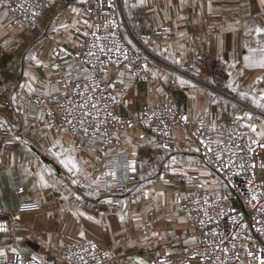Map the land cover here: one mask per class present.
<instances>
[{
    "label": "crops",
    "instance_id": "0c3cea01",
    "mask_svg": "<svg viewBox=\"0 0 264 264\" xmlns=\"http://www.w3.org/2000/svg\"><path fill=\"white\" fill-rule=\"evenodd\" d=\"M86 1L57 0L43 14L44 27L54 30L55 38L66 47L76 45L87 29ZM118 1L131 34L139 36L152 53L162 55L152 64L148 83L105 77L122 87L118 91L122 113L151 105L170 89L188 118L208 115L214 127L220 125L217 112L231 114L235 100L264 113V68L248 66L244 59L259 62L264 56V32L255 31L264 28L260 0ZM51 48V40L11 23L5 0H0V216L14 215L13 233L0 234V264L15 254L63 264L62 245L83 239L109 249L106 264H137L138 260L149 264L152 256L178 251L188 240L189 229L183 218L175 216L176 191L192 173L210 176L196 165L179 162L180 153L196 149L195 142L175 128V145L164 149L133 128L125 140L133 171L123 184L103 188L109 173L119 172L111 148L75 147L66 132L28 131L33 117L19 101L17 88L51 91L43 68L51 61ZM214 60L232 66L225 80L204 70ZM174 68L182 72L177 78ZM207 78L220 83V89L207 83ZM260 129L264 132L263 123ZM215 182L214 190H224L217 180L206 185ZM19 187L23 195L16 192ZM24 198L34 204L22 207Z\"/></svg>",
    "mask_w": 264,
    "mask_h": 264
},
{
    "label": "built area",
    "instance_id": "2783aa9c",
    "mask_svg": "<svg viewBox=\"0 0 264 264\" xmlns=\"http://www.w3.org/2000/svg\"><path fill=\"white\" fill-rule=\"evenodd\" d=\"M56 3L57 0H5L11 23L52 41L51 61L43 66L51 91L29 92L24 86L17 88L19 101L33 117L28 131L66 132L75 147L99 151L111 148L119 172L109 173L103 187L106 188L123 184L133 171L134 163L125 149L129 130L139 128L141 136L152 137L159 147L170 149L176 143L173 130L179 128L195 142L198 154L225 183L229 194L222 189H211L201 179L185 178L183 188L176 191L175 216L185 220L188 240L176 252L150 257L149 264H259L256 257L264 258V167H261L264 165V147H261L264 132L260 129L264 113L235 100L231 114L217 112L220 125L214 127L208 115L188 118L179 109L173 89L160 93L151 105L143 104L131 114L122 113L118 94L122 87L112 85L105 77L112 76L118 82L148 83L151 64L124 39L117 0L86 1L88 26L72 47L62 45L55 38L54 30H47L42 23L45 11ZM33 12L38 15L33 16ZM89 52L95 55L88 56ZM77 84L80 85L78 89ZM86 85V94L78 95V92H85ZM97 85L93 93L92 88ZM88 95L103 99L90 101L86 109L91 110V103H96L100 109L99 114L93 111L100 133L90 129L85 135L78 119L73 117L79 116L78 105ZM109 97H115L116 102ZM74 106L75 110L69 115V109ZM69 119L73 124L67 123ZM129 123L132 127H128ZM16 192L23 195L24 189L19 187ZM33 204L25 198L21 202L22 207ZM13 224L14 215L0 216V229H3L0 234H12ZM61 255L63 264H84L85 261L106 264L110 259L108 248L87 239L64 243ZM33 257L15 254L2 264H47L37 257L33 261Z\"/></svg>",
    "mask_w": 264,
    "mask_h": 264
},
{
    "label": "rangeland",
    "instance_id": "374dc122",
    "mask_svg": "<svg viewBox=\"0 0 264 264\" xmlns=\"http://www.w3.org/2000/svg\"><path fill=\"white\" fill-rule=\"evenodd\" d=\"M117 6H118V8H119V14H120V21H121V29H122V33H123V35H124V37L126 38V40L128 41V43L130 44V46L133 48V49H135V50H137V51H139V52H141L143 55H145L148 59H149V62H150V64H151V70H152V64H154V63H157L158 62V56L159 55H156V54H154V53H152L151 52V50H149L147 47H146V44L143 42V41H141V39L139 38V36H137V35H135V34H131V32L129 31V29H128V23H127V17H125V16H127V15H124L125 14V12L123 13V10H121V7H120V3H119V1L117 0ZM161 54H160V58H161ZM172 64V63H171ZM172 66V68L173 67H175V65H174V63L171 65ZM231 65L230 64H228V63H226V62H224V61H219V62H217V61H212V63L211 64H209V66H208V68L207 67H205L204 66V70L206 71V72H208L207 74H209V71H210V73L211 74H216V75H219V77L221 78V79H223V80H225L229 75H230V73H231ZM175 70H174V74L176 75L175 76V78H177V75H179L180 73H182V72H180L181 70L180 69H178V68H174ZM184 70V69H183ZM182 70V71H183ZM187 73H191L190 71H186ZM216 72V73H215ZM184 73V72H183ZM191 74H193V73H191ZM220 79V81H222ZM175 80V79H174ZM194 80V79H193ZM176 81V80H175ZM172 83H174V82H172ZM207 83H209V84H211V85H213V86H216V87H219V89H220V86H221V84L220 83H218L217 84V82L214 80V78L213 79H210V78H207ZM224 83V82H223ZM176 84H177V86H179L178 85V82H176ZM6 123H8V122H6ZM173 147V146H172ZM180 156H179V162H181L182 164H184L185 166H190V167H193V166H198L199 167V169L200 168H202L201 169V171H203V172H208L209 173V178H205V177H203L202 176V173L201 172H197V173H192V175L193 176H189L188 175V177L190 178V177H194V178H198V179H201L202 181H204V183L205 184H207V182H210V181H216L217 180V183H219L220 185V188H222L221 187V181L219 180V178L218 177H216L212 172H211V170L209 169V167L208 166H206L204 163H203V161H202V159H201V157H200V155L198 154V152H197V150L195 149V148H189V149H187L186 151H185V153H183V154H179ZM212 177L214 178V179H212ZM210 188H212V189H216V188H218V185L216 184V182L215 183H211L210 185Z\"/></svg>",
    "mask_w": 264,
    "mask_h": 264
},
{
    "label": "snow or ice",
    "instance_id": "6c2138e0",
    "mask_svg": "<svg viewBox=\"0 0 264 264\" xmlns=\"http://www.w3.org/2000/svg\"><path fill=\"white\" fill-rule=\"evenodd\" d=\"M260 3H261L262 5H264V0H260ZM37 7H39V5H37ZM72 11H73V12H78L79 10L76 9V8H73ZM32 15H33V16H36V15H38V13L33 12ZM85 23H87V21H85ZM60 27H62V28H67L68 25L61 24ZM255 31H256L257 33H262V32H264V28L257 27V28L255 29ZM262 51H264V50H262ZM87 55H88V56H94L95 54L92 53V52H89ZM30 58H31L32 60H36V57H35V56H31ZM244 59H245L246 64H247L248 66L256 65V66H259V67H261V68H264V56L261 57V59H260L259 62L252 60L250 57H245ZM36 62H37V64L40 63V61H36ZM53 67H56V65H53ZM69 67H70V66H69ZM33 79H34V78H33ZM22 87H23V85H22ZM79 87H80V85L77 84V85H76V89H78ZM96 88H98V85L92 88V92H93V93H95ZM29 90H30V91L32 90L30 86H29ZM54 91H59V90H58V89H54ZM74 91H75V89H74ZM86 91H87V85L85 86V92H78L77 94L80 95V96H84V95L86 94ZM94 99H95V100H100V99H103V97H96V96H94V95H88V96H87V99L84 100L82 103H80V104L78 105V108H79V110H80V112H79V116H78V117H75V116L73 117V119H78V123H79L80 129L83 131V133H84L85 135H88V134H89L90 129H91L93 132L100 133V126H99V124L96 123L95 117L93 116V111H95L97 114H99V112H100V109L98 108L97 104H96V103H91V104H90V108H91V110H86V109L89 107V102L92 101V100H94ZM108 99L112 100L113 103L116 102V101H115V97H109ZM106 109H107V105H105V110H106ZM74 110H75V106H74L73 109H69V115H72V113H73ZM107 115L111 117V116H112V113H111V112H107ZM112 118H113V119H118V118H116V117H112ZM182 119H185V120H186L187 117H183ZM67 123H69V124H73V120H72V119H69V120L67 121ZM75 127H76V126L73 125V128H74V129H75ZM128 127H132L131 123L128 124ZM253 130H255V129H254V126H253ZM101 135H103V134L101 133ZM112 135H116V134L113 133ZM117 139H119L118 136H117ZM163 147L166 148L167 145H164ZM261 147H264V144H262ZM209 150H210V149H209ZM217 159H219V156H218V155H217ZM173 162H175V161L173 160ZM61 163H64L65 166L67 167V163H65V161L62 160ZM68 163H72L71 160H69ZM261 167H264V165H261ZM72 168H73V169L76 168V165H75L74 163H72ZM41 179L43 180V178H41ZM165 182H167V181H165ZM73 183H76V181L73 180ZM44 186L47 187L46 184H44ZM253 199H255V197H253ZM80 215H84V214H83V213H80ZM88 219H92V217H88ZM202 222H203V221H202ZM0 230H3V229H0ZM153 235H155V233H153ZM80 236L83 237V236H84V232H80ZM92 247L95 248V245L93 244ZM225 251H226V250H225ZM2 254H3V253L0 252V255H2ZM104 255H105V256H108V253L105 252ZM249 255L251 256L252 253H249ZM32 259H33V261H35L37 258H36V257H33ZM80 259L83 261V260H84V257L81 256ZM256 259L259 261V264H264V258H262V257H260V256H257ZM84 264H87V262L85 261ZM137 264H145V262H144L143 260H138Z\"/></svg>",
    "mask_w": 264,
    "mask_h": 264
},
{
    "label": "trees",
    "instance_id": "16d2710c",
    "mask_svg": "<svg viewBox=\"0 0 264 264\" xmlns=\"http://www.w3.org/2000/svg\"><path fill=\"white\" fill-rule=\"evenodd\" d=\"M202 159V158H201ZM202 161H203V163L206 165V166H208V164L202 159ZM209 167V166H208ZM209 169L211 170V172L216 176V177H218L219 178V180L221 181V183H222V187H223V189H224V191H226L228 194H229V190H228V188H227V186L225 185V183L221 180V178L215 173V171H213L210 167H209Z\"/></svg>",
    "mask_w": 264,
    "mask_h": 264
},
{
    "label": "water",
    "instance_id": "95a60500",
    "mask_svg": "<svg viewBox=\"0 0 264 264\" xmlns=\"http://www.w3.org/2000/svg\"><path fill=\"white\" fill-rule=\"evenodd\" d=\"M41 158L44 160V161H49L45 156L41 155Z\"/></svg>",
    "mask_w": 264,
    "mask_h": 264
}]
</instances>
